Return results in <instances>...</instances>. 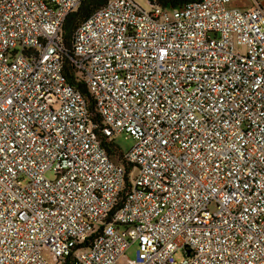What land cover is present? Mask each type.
Returning a JSON list of instances; mask_svg holds the SVG:
<instances>
[{"label":"built area","instance_id":"2783aa9c","mask_svg":"<svg viewBox=\"0 0 264 264\" xmlns=\"http://www.w3.org/2000/svg\"><path fill=\"white\" fill-rule=\"evenodd\" d=\"M83 1L0 0V264H264V0Z\"/></svg>","mask_w":264,"mask_h":264},{"label":"trees","instance_id":"16d2710c","mask_svg":"<svg viewBox=\"0 0 264 264\" xmlns=\"http://www.w3.org/2000/svg\"><path fill=\"white\" fill-rule=\"evenodd\" d=\"M150 3L157 4L161 7L165 8H173L176 5H178V2L176 0H148ZM188 1H194V0H188ZM107 2V0H84L77 10L69 15L64 20L63 26H62V38L64 42L65 48L70 47V38L73 35V33L76 31L78 26L84 22L90 15H92L95 11L100 9L104 4ZM64 76L67 80V82L73 86L76 90H78L83 97L85 98L88 110L94 114V106L92 103V100L86 91L84 85L78 81V76L76 72L73 70L70 62L68 60H65L64 68H63ZM94 119L97 123L100 124V119L97 115H94ZM102 144L105 147L108 155L113 159L114 161L118 162L120 161V150L113 144L112 141H108L106 139H102ZM126 173L130 172V167L125 166ZM68 260L65 264H67Z\"/></svg>","mask_w":264,"mask_h":264},{"label":"rangeland","instance_id":"374dc122","mask_svg":"<svg viewBox=\"0 0 264 264\" xmlns=\"http://www.w3.org/2000/svg\"><path fill=\"white\" fill-rule=\"evenodd\" d=\"M139 4V6L144 10H149V4L147 0H134ZM231 7H236L241 10L250 9L253 7V0H231L230 3ZM113 144L120 150L122 154H127L133 147L134 141L130 138H126L125 135L120 134L116 135L113 138ZM45 177L49 180L53 179V175L51 173H47ZM135 250L136 246L132 245L129 249L125 252V259L127 260H134L135 259ZM174 259L180 261L182 259V255L180 252L174 255Z\"/></svg>","mask_w":264,"mask_h":264}]
</instances>
